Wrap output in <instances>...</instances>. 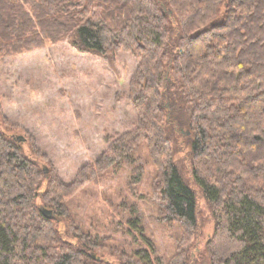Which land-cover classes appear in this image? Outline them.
Wrapping results in <instances>:
<instances>
[{
    "label": "trees",
    "instance_id": "obj_1",
    "mask_svg": "<svg viewBox=\"0 0 264 264\" xmlns=\"http://www.w3.org/2000/svg\"><path fill=\"white\" fill-rule=\"evenodd\" d=\"M44 42L108 63L130 53L136 126L106 138L107 150L68 186L47 180L0 132V264H103L95 240L70 222L76 242H66L56 219L69 220L67 201L96 174L134 167L142 149L162 221L184 234L168 264H264V0H0V55ZM181 161L214 222L200 260L191 254L197 197ZM135 168L132 186L143 174ZM127 227L142 238L134 205ZM135 257L151 264L147 250Z\"/></svg>",
    "mask_w": 264,
    "mask_h": 264
},
{
    "label": "rangeland",
    "instance_id": "obj_2",
    "mask_svg": "<svg viewBox=\"0 0 264 264\" xmlns=\"http://www.w3.org/2000/svg\"><path fill=\"white\" fill-rule=\"evenodd\" d=\"M137 67L130 53H119L108 63L77 53L66 42H44L43 47L19 55L1 54L0 132L20 143L23 154L37 162L47 180L57 178L71 185L82 168L92 167L107 150L106 138L135 128L128 93ZM138 156L134 167L114 166L96 174L67 201L69 220L56 219L55 229L66 242H76L70 222L95 240L93 258L103 264H141L135 255L146 250L151 264H168L184 235L177 223L162 221L153 193L155 168L145 149ZM137 166L143 174L141 182L132 186L130 178ZM180 168L197 197L191 254L200 260L214 222L189 176L188 163L181 161ZM132 205L139 212L142 238L127 227ZM150 245L154 253L147 249Z\"/></svg>",
    "mask_w": 264,
    "mask_h": 264
},
{
    "label": "water",
    "instance_id": "obj_3",
    "mask_svg": "<svg viewBox=\"0 0 264 264\" xmlns=\"http://www.w3.org/2000/svg\"><path fill=\"white\" fill-rule=\"evenodd\" d=\"M41 214L46 218V219H51L52 217V213L51 211H48V210H42L41 211ZM94 259V258H93Z\"/></svg>",
    "mask_w": 264,
    "mask_h": 264
}]
</instances>
